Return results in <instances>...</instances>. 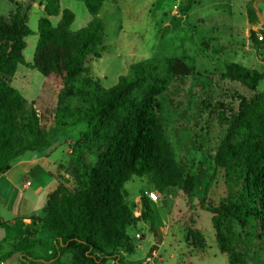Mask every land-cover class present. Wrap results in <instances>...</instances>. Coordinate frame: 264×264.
I'll return each mask as SVG.
<instances>
[{
    "label": "trees",
    "instance_id": "16d2710c",
    "mask_svg": "<svg viewBox=\"0 0 264 264\" xmlns=\"http://www.w3.org/2000/svg\"><path fill=\"white\" fill-rule=\"evenodd\" d=\"M42 1L46 15L39 20V40L31 63L26 61L24 50L25 39L34 34L28 24L32 4L16 3L11 15L0 14V175L26 152L48 146L55 128L87 122L86 132L71 146L68 163L61 166L64 174L48 196L41 219V228L54 235L53 261L71 254L73 264H151L147 259L136 262L126 258L136 249L127 229L143 221L154 230L156 214L142 194V215L134 218L125 185L134 177L154 182L164 141L158 84L191 76L193 70L180 58L161 60L166 68L164 76L158 63L133 65L131 77L121 76L119 83L106 91L96 81L87 82L89 89L81 102L58 107L49 120L10 80L23 65L45 77H60L62 86L70 89L89 71L88 57L105 50L106 25L100 17L105 0H85L91 19L77 32L71 30L75 14L63 9L61 0ZM191 8L192 1L188 0L182 14ZM51 17H60L59 23L54 25ZM251 39L258 47L264 44V24L259 33L251 32ZM226 76L251 91L252 96L237 99V106L220 103L215 108L211 100L202 99L197 107L201 114L214 113L225 128L214 164L241 183L242 191L219 207H206L204 202L201 206L213 214L217 242L229 263L248 264L224 233L222 218L228 215L252 226L264 242V92L259 91L264 72L231 65ZM152 84L155 89H151ZM214 177L205 188L204 200ZM167 187L163 184L162 188ZM193 189L190 180L187 192ZM44 262L25 256V264Z\"/></svg>",
    "mask_w": 264,
    "mask_h": 264
},
{
    "label": "rangeland",
    "instance_id": "374dc122",
    "mask_svg": "<svg viewBox=\"0 0 264 264\" xmlns=\"http://www.w3.org/2000/svg\"><path fill=\"white\" fill-rule=\"evenodd\" d=\"M187 1L105 0L100 12L106 25L105 50L88 57L89 71L70 89L62 86L60 77H45L24 66H19L16 76L26 71L30 83L23 90L13 86L28 102H35L41 115L53 120L58 107L76 106L81 102L82 94L89 89L87 82L96 81L106 91L117 85L121 76L131 77L133 65H146L149 61L160 64L165 58L182 59L193 74L166 85L158 84L161 93L157 99L162 108L160 119L164 132L158 174L154 182L151 178L134 177L125 185L126 201L132 207L134 218H141L142 194L156 208L155 231H150L149 224L143 221L127 229L136 246L130 256L138 260L148 255L145 253L151 241V264H230L227 254L220 251L213 214L201 205L204 202L206 207H219L237 196L242 184L224 169L215 167L213 156L225 128L214 113L201 114L197 106L202 99L211 100L215 108L220 103L237 106V99L252 96L251 91L226 74L231 65L264 72V44L258 47L251 39V32L259 33L264 24V0H191L190 12L183 15ZM61 2L75 14L73 32L88 25L91 17L85 0ZM38 14L36 11L32 17V26ZM258 36L262 38L261 34ZM37 40V33L27 40L24 56L29 62L33 61ZM165 71V66L160 64L163 76ZM151 89H155V84ZM259 91L264 92V79ZM86 129L87 123L59 128L56 137L58 141L68 137L78 139ZM214 174L204 200L205 188ZM190 180L194 189L189 194ZM163 184L168 187L162 188ZM152 192L158 194V200H150ZM222 223L224 233L242 260L248 264H264V242L258 238L255 228L242 225L228 215L222 218ZM36 252L44 256L47 250L42 248ZM63 260L71 264L67 258Z\"/></svg>",
    "mask_w": 264,
    "mask_h": 264
},
{
    "label": "crops",
    "instance_id": "0c3cea01",
    "mask_svg": "<svg viewBox=\"0 0 264 264\" xmlns=\"http://www.w3.org/2000/svg\"><path fill=\"white\" fill-rule=\"evenodd\" d=\"M28 2L32 4L28 24L33 33L38 34L39 20L46 15L45 4L42 0L35 2L30 0H0V14L9 16L15 11L16 3L25 4ZM62 8L67 7L62 6ZM36 11L39 14L36 17L35 26L34 24L32 26V17ZM50 19L54 25L60 21V17H51ZM31 36L25 39L26 43ZM26 69L32 70L27 67ZM28 77L29 74L22 71L10 80V84L16 85L20 90L26 89L27 84L30 83ZM59 131V128H55L53 138L48 146L39 151L26 152L11 164L6 173L0 175V220L2 221L0 224V264H25L26 255L45 261L41 264H65L64 258L73 264L72 256L66 257L67 254L60 261H53L55 256L54 235L41 228V219L45 214L47 198L57 189L59 177L64 174L61 166L68 163L71 146L86 132H83L78 139L73 140L68 137L63 141H58L56 136ZM28 182L30 185H27ZM145 225L147 226V224ZM42 248L47 250L44 256H40V252L38 254L36 252ZM150 249L151 241L149 250L145 253L148 255L138 260H132L130 255H127L126 258L136 262L147 259V262L151 263Z\"/></svg>",
    "mask_w": 264,
    "mask_h": 264
},
{
    "label": "built area",
    "instance_id": "2783aa9c",
    "mask_svg": "<svg viewBox=\"0 0 264 264\" xmlns=\"http://www.w3.org/2000/svg\"><path fill=\"white\" fill-rule=\"evenodd\" d=\"M27 185H30V183L28 182ZM149 198L152 201H156V200H158V194H156L155 192H152V193H150Z\"/></svg>",
    "mask_w": 264,
    "mask_h": 264
},
{
    "label": "water",
    "instance_id": "95a60500",
    "mask_svg": "<svg viewBox=\"0 0 264 264\" xmlns=\"http://www.w3.org/2000/svg\"><path fill=\"white\" fill-rule=\"evenodd\" d=\"M31 2H35V0H30Z\"/></svg>",
    "mask_w": 264,
    "mask_h": 264
}]
</instances>
